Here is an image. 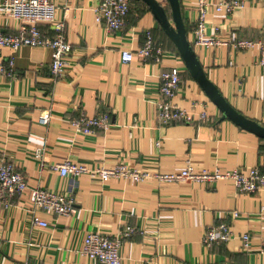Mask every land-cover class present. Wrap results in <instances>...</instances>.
<instances>
[{"label": "crops", "instance_id": "crops-1", "mask_svg": "<svg viewBox=\"0 0 264 264\" xmlns=\"http://www.w3.org/2000/svg\"><path fill=\"white\" fill-rule=\"evenodd\" d=\"M53 1L59 5L57 17L65 18L66 38L72 45L68 72L52 78L50 45L2 49L0 162L13 161L29 186L70 195L74 211L61 215L40 212L48 222L40 226L32 222L33 213L26 205L28 190L8 196L9 205L0 203V264H102L80 252L84 234L98 230L116 235L126 224L138 231L124 239L121 264H264V187L246 193L226 179L165 182L146 178L135 182L60 175L55 165L65 159L88 166L123 161L153 171H178L187 161L195 170L263 166L264 137L223 117L171 48L163 45L166 53L159 61L138 56L121 61V48L137 49L143 42V30L151 28L154 33L158 25L142 0L131 2L125 25L113 32L95 19L99 0ZM62 1L70 10H63ZM180 4L191 29L195 0H180ZM17 24L0 14L3 31L13 33ZM38 28L43 37L53 36L47 24H38ZM206 32L225 40L263 39L264 0H246L229 15L210 8ZM193 47L225 99L264 125V67L258 63V45L236 49L228 42ZM170 66L181 72L174 101L196 113L204 109L208 120L157 122L158 74ZM46 108L52 117L42 123L38 115ZM101 111L108 113L107 128L82 133L69 122L80 114L91 117ZM36 149L39 157L34 156ZM232 209L239 211L233 219ZM222 220L230 223L231 236L205 247L201 242L204 226ZM245 232L250 234L247 247L241 239Z\"/></svg>", "mask_w": 264, "mask_h": 264}, {"label": "built area", "instance_id": "built-area-1", "mask_svg": "<svg viewBox=\"0 0 264 264\" xmlns=\"http://www.w3.org/2000/svg\"><path fill=\"white\" fill-rule=\"evenodd\" d=\"M246 0H195L196 16L190 29V42L192 45H218L230 43L234 48L259 47L258 63L264 67V38L263 39H235L225 40L217 34L210 35L206 32L207 15L210 8L216 12L227 15L241 9ZM63 2V1H62ZM64 11L70 10V6L63 2L61 4ZM59 5L53 0H0V14L11 17L17 21L16 30L7 33L0 29V53L4 47L12 51L17 50L22 45H50L52 49L49 72L52 78L58 79L68 72L69 55L72 50L71 43L65 34V18L57 17L56 11ZM131 7L130 0H99L95 6V19L102 22L108 32H113L126 23V17ZM47 24L53 30L52 37H43L39 31L38 24ZM215 26V30H217ZM166 50L159 41H155L151 28L143 30V42L132 50L130 48L120 49V59L123 62L131 61L135 56L143 60L159 61ZM13 58L9 59V70L12 68ZM180 70L176 66L164 68L158 74L159 79V99L156 102V119L159 124H167L171 121H206L208 114L203 109L195 112L193 109L179 106L174 101L179 83L181 81ZM52 117L49 108L43 109L38 119L42 123H47ZM73 129L77 132L89 133L97 128H107L110 125L108 113L99 112L95 116H79L69 119ZM155 144L158 146L160 141ZM34 156L39 157L40 151L36 149ZM55 167L60 175H70L72 177L80 174H87L92 178L107 180L111 177L123 178L130 181H141L146 178H156L159 181L171 182L178 180H191L196 182H213L219 179H226L233 183L240 192L255 193L264 187V165H253L244 168L231 170H221L217 166L204 167L195 170L187 161V166L178 171H158L147 170L127 165L123 161H118L114 165L107 166L98 164L88 166L84 162L65 159L57 163ZM28 190L26 205L32 211V222L46 226L47 220L38 215L42 212L51 215L69 214L74 211L73 201L70 195L52 190L46 187L29 186L23 172L17 168L13 161L3 160L0 162V203L9 205L8 196L20 194ZM261 211H264L262 207ZM233 219L239 215L238 209H232L229 213ZM138 229L130 224H126L116 235H109L101 231H87L83 236V243L80 252L92 260L102 264H121L120 248L125 238ZM231 236L230 223L219 221L207 224L201 233V242L205 247H210L213 243L225 241ZM244 247L249 244L250 234L245 232L241 235Z\"/></svg>", "mask_w": 264, "mask_h": 264}, {"label": "water", "instance_id": "water-1", "mask_svg": "<svg viewBox=\"0 0 264 264\" xmlns=\"http://www.w3.org/2000/svg\"><path fill=\"white\" fill-rule=\"evenodd\" d=\"M149 7L157 23L174 43L190 75L198 82L208 97L219 107L223 117H229L242 127L264 137V125L238 112L208 78L190 40L182 14L180 0H167L171 18L159 0H142Z\"/></svg>", "mask_w": 264, "mask_h": 264}, {"label": "trees", "instance_id": "trees-1", "mask_svg": "<svg viewBox=\"0 0 264 264\" xmlns=\"http://www.w3.org/2000/svg\"><path fill=\"white\" fill-rule=\"evenodd\" d=\"M141 0H131V2H140ZM164 8L167 12V15L169 18H171V11H170V6L168 4V2L166 4H164ZM137 13H140L142 11V9L138 8ZM184 22H185V26H186V33H187V37L190 40L189 37V26L187 24V21L184 18ZM155 34L157 35V37L155 36ZM152 35H153V39L157 42V41H162V43H164L165 46H167L168 48H171L172 50H174L176 53H178L174 43L172 42V40L168 37V35L164 32V30L162 29V27L158 24L156 26V28L154 29V33L152 31ZM179 54V53H178ZM181 74V72H179ZM181 76V75H180Z\"/></svg>", "mask_w": 264, "mask_h": 264}, {"label": "rangeland", "instance_id": "rangeland-1", "mask_svg": "<svg viewBox=\"0 0 264 264\" xmlns=\"http://www.w3.org/2000/svg\"><path fill=\"white\" fill-rule=\"evenodd\" d=\"M166 3H167V1H166ZM166 3H164V4H166ZM160 43L162 44V46L164 45V43H162V41H160Z\"/></svg>", "mask_w": 264, "mask_h": 264}]
</instances>
